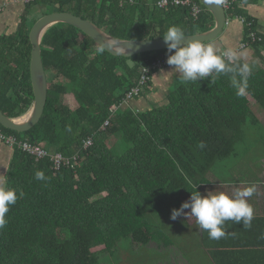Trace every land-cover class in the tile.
<instances>
[{"label": "trees", "instance_id": "1", "mask_svg": "<svg viewBox=\"0 0 264 264\" xmlns=\"http://www.w3.org/2000/svg\"><path fill=\"white\" fill-rule=\"evenodd\" d=\"M156 1L25 3L16 30L0 34L1 111L15 118L25 114L33 101L29 30L36 21L30 18L34 5L52 8L42 15L70 12L128 40L163 38L173 25L181 27L185 35L213 27L211 13L199 0H195L200 7L196 18L188 5L158 7ZM258 2L235 0L228 10V16L245 19L242 40L247 46L236 54L235 61L228 62L235 71L214 73L197 82L175 76L164 96L166 102L142 109L134 108L130 101L150 92L151 76L160 70L153 62L166 50L114 56L106 50L98 53L101 46L67 23L45 31L40 43L48 81L43 113L25 132L2 125L0 130L18 140L42 144L50 152L78 154L79 163L74 169L54 170L48 157L35 160L13 145L4 187L15 190L18 198L0 229V264H100V251L92 248L103 243L112 247L116 240L129 238L130 244L150 245L156 238L162 248L170 244L164 223L170 221L171 210L189 198L196 190L193 185L199 191V185L208 182L207 174L216 162L234 153L245 125L258 123L245 95L264 109V33L259 31L257 17L246 8ZM250 31L256 32L254 41L248 37ZM236 46L221 45L217 52ZM248 48L259 57L258 63L239 55ZM244 66L249 69L246 76L240 71ZM144 73L146 80L141 84ZM135 86L138 93L121 105ZM68 92L74 95L75 108L61 100ZM112 105L116 109L110 117ZM106 119L109 125L102 128ZM89 136L92 144L84 148L83 140ZM109 137H115L110 145ZM36 171H43L47 179H35ZM151 214L168 221L154 222ZM180 219L188 233L198 226L183 217L173 221L179 223ZM195 247L196 243L193 250ZM199 252L190 256L199 260ZM160 256L165 261L155 263L191 260L176 248L160 252Z\"/></svg>", "mask_w": 264, "mask_h": 264}, {"label": "crops", "instance_id": "2", "mask_svg": "<svg viewBox=\"0 0 264 264\" xmlns=\"http://www.w3.org/2000/svg\"><path fill=\"white\" fill-rule=\"evenodd\" d=\"M0 4L3 6L0 10V34L15 31L25 2L23 0H0ZM246 8L251 15L257 17L259 31L264 33V0H259L257 4L247 5ZM39 10L35 8L31 11L30 18H33L32 15ZM242 30V24L233 20L226 25L218 39L204 44L213 45L216 49L221 45L234 47L242 40ZM249 51L252 50L246 49L239 55L247 56ZM171 70V66H168L155 71L151 76L150 92L143 97L139 96L131 100V105L137 109L151 107L152 103L161 105V100L165 99L164 96L170 88L168 85H171L175 76H180ZM249 99L251 104L255 102L252 98L249 97ZM260 126L264 130V124ZM11 154L12 147L0 140V186H4L5 172ZM228 158L226 157L225 160ZM207 180L206 184L198 186L201 193L224 191L232 194L236 189L255 186V193L248 198V203L253 208L254 218L251 227L247 229L242 224L227 221L225 224L227 233L219 240L210 239L208 233L197 226L194 229L197 238L193 253L200 250V258L196 262L191 256V260L184 259L183 264H264V155H241L240 161L236 160L227 164L220 160L207 174ZM188 222L196 224L193 217Z\"/></svg>", "mask_w": 264, "mask_h": 264}, {"label": "clouds", "instance_id": "3", "mask_svg": "<svg viewBox=\"0 0 264 264\" xmlns=\"http://www.w3.org/2000/svg\"><path fill=\"white\" fill-rule=\"evenodd\" d=\"M218 2L223 3V0ZM162 37L166 45V63L171 66V71L180 75L184 82H197L207 77L211 78L214 73L235 71L228 63L237 59L236 54L231 50L218 54L213 45L204 44L199 40L189 41L186 39L184 30L176 25L170 26ZM103 51V48L97 49L98 53ZM240 71L241 75L246 76L249 69L244 66ZM239 94H243L242 89ZM34 178L41 181L47 179L43 171H36ZM187 182L192 184L190 179ZM193 186L196 190L190 192L189 198L183 201L179 208L171 210L172 220L191 216L213 240L225 237L227 221L242 224L246 229L251 227L254 212L248 203V198L255 193V186L236 189L232 194L224 191L201 193L197 190V185ZM17 198L15 190L0 186V229L6 225V214L9 212V207L16 203Z\"/></svg>", "mask_w": 264, "mask_h": 264}, {"label": "water", "instance_id": "4", "mask_svg": "<svg viewBox=\"0 0 264 264\" xmlns=\"http://www.w3.org/2000/svg\"><path fill=\"white\" fill-rule=\"evenodd\" d=\"M211 13L213 27L207 31L185 35L186 39L199 40L202 43L216 39L224 30L226 12L218 0H199ZM67 23L81 30L92 38L97 45L114 56L130 57L132 55L166 50L163 38L128 40L112 36L91 22L70 12L53 11L39 17L29 30L31 44L29 74L32 88V103L28 111L18 117L6 116L0 109V125L5 128L25 132L33 127L40 119L46 103L48 81L41 58V38L45 31L54 24Z\"/></svg>", "mask_w": 264, "mask_h": 264}, {"label": "rangeland", "instance_id": "5", "mask_svg": "<svg viewBox=\"0 0 264 264\" xmlns=\"http://www.w3.org/2000/svg\"><path fill=\"white\" fill-rule=\"evenodd\" d=\"M35 8L40 9L35 15H32L33 19L36 18V20L41 17L43 13H46L50 9H52L48 6L34 5L31 8V11H33ZM19 13H21V11ZM250 49L251 48H248V50ZM244 58L251 63H254V61L258 63L260 61L259 57L255 55L253 51H249V55L247 54V56H244ZM168 87L170 86L168 85ZM245 96L250 97L249 94ZM73 97V93L68 92L67 94L63 95V97H61V100H63V102L69 105L71 108H75L77 104ZM132 99H135V97ZM165 102V99H162L160 103L163 104ZM251 109L254 116L258 119V123H248L245 125L244 135L240 140L235 143L234 153L228 156V159L222 160V163L227 164L236 160L240 161L241 155H264V130L260 126L261 124H264V109L256 102L251 104ZM113 141H115V137H109L107 140L109 145ZM183 218L184 220L192 219L191 216ZM150 219L154 222L168 221V219H165V217L158 218V216H155L154 214H151ZM182 222L183 221L181 219L179 223L174 222L170 219L168 223H164V225L166 226L165 229L170 237L171 242L168 246L164 245L165 247L163 248L159 245L161 240H157L156 238L152 240L154 243H151L150 245H136L132 243L130 244L128 242V238L116 240L115 245L112 247H106L104 243L100 244L92 248V251H100L98 253L100 264H157L155 263V261L160 259V252H171L173 248H176L178 251H182L184 256H190V254L193 253V247L195 246V241L197 237L195 236L194 230L188 233L187 227H182V225H180V223ZM172 242L173 244H171ZM164 261L165 259H160L158 263H163ZM194 261L198 262L197 259H194Z\"/></svg>", "mask_w": 264, "mask_h": 264}, {"label": "built area", "instance_id": "6", "mask_svg": "<svg viewBox=\"0 0 264 264\" xmlns=\"http://www.w3.org/2000/svg\"><path fill=\"white\" fill-rule=\"evenodd\" d=\"M23 1L25 3H29V2H32L34 0H23ZM233 1H235V0H223V3H220L226 12V22H225L226 25H228L233 20H237L240 23L245 22L244 17L241 15L231 14L230 16H228V10L231 9ZM169 3L176 4V5L180 4V5L190 6V14L193 18H196L200 12V7L198 6V3L195 0H157L156 6L165 7ZM2 7L3 6L0 4V10L2 9ZM248 37L254 41L256 39V32L250 31L248 33ZM246 46H247V42L242 40L240 42V44L238 46H236L235 48L223 49L221 51V54L224 53L225 51H228V50H231L235 54H237L238 52L243 50ZM153 64H154V66H156L157 68H160V69L164 68L165 66H168V64L166 63V53L161 54L157 59H155ZM144 80H146L145 73L141 76L140 83L141 84L144 83ZM138 91H139L138 86L132 87L126 93V96H124V100L121 103V105L127 104L128 100H130V98L133 95L137 94ZM115 109H116V105L110 106V108H109V110L111 112L110 117H112ZM107 125H109V119H106L103 122L101 127L104 128ZM0 140L3 141L5 144L11 146V147H13V145H17L18 148H20L22 151L32 155L35 158V160L48 157L49 161L51 163V167L54 170H59L61 167H68V168L74 169L77 166V164L79 163V155L78 154H73L71 156H64L59 152H50L42 144H32V143L28 142L27 140H18L17 138H15L12 135H5L1 130H0ZM91 144H92V139L90 136L83 140V147L84 148L89 147V145H91Z\"/></svg>", "mask_w": 264, "mask_h": 264}]
</instances>
